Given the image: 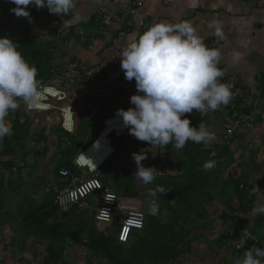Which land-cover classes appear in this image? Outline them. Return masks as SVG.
<instances>
[{"label": "trees", "instance_id": "1", "mask_svg": "<svg viewBox=\"0 0 264 264\" xmlns=\"http://www.w3.org/2000/svg\"><path fill=\"white\" fill-rule=\"evenodd\" d=\"M14 7L15 5L10 0H0V37L7 36L19 45L18 51L29 64L37 68V79L40 85L44 84L48 81L51 71L60 66L56 63L57 56L55 55L60 41L67 43L78 37L74 33V27H64L70 18V13L66 16H57L49 13L47 8L37 9L29 5L27 10L30 16L26 18L15 15L11 11ZM92 21L93 19L89 24L93 26ZM51 25L53 26L50 27ZM58 29H60L59 32H56ZM66 29L68 32L60 40L59 34ZM54 34H56L55 37ZM86 42L87 40L84 44ZM231 103L235 107L239 101L231 100ZM224 107L227 108L228 105ZM235 111L243 113L236 107ZM54 113L34 114L54 117L57 124L51 125L52 127L45 124L33 134H30L32 133L30 131L32 116L25 111L23 103H20V107L6 117L11 124L12 135L4 137L0 142V227L7 225L12 236L8 245H2L3 249L24 252V242L32 238L33 242L40 244V250L33 251L31 256L33 260L34 257L35 259L38 257L41 264H64L62 256L65 257L66 254L69 256V251L78 248L86 251L89 257L101 259L105 264H171L183 254L182 245L185 243L182 242L186 227L194 225L193 220H201L202 226L207 227L208 209L215 204L226 206L228 212L240 211L242 215H246L251 210L253 194L248 196L244 190H240L239 176L232 171H227L233 162L227 144L219 148H213L214 145L211 144L212 146L206 148L203 143L188 141L181 149H176L172 144L147 148L151 150L150 153H146L151 167L161 173V175L156 173L152 184L143 186L134 178L133 171L127 170L124 164L119 162L117 163L119 171L114 170L113 179L101 181L103 184L109 183L112 190L121 198H134L132 195L135 193L136 196H147L153 201L154 198L149 194L150 190L157 186L164 190L168 189L166 194L157 193L155 197V203L161 213L158 218L146 216L139 234L131 235L129 242L125 245L118 244L115 237L99 230L93 213L79 209L77 205H72L67 211L61 212L54 203L56 189L64 184L59 179V170L78 173L72 166L73 157L70 156L77 142V131L82 124L76 125L75 123L74 133L66 134L60 129L59 116ZM205 115L194 110L186 117L191 122L190 126L196 127L201 122L208 125V118ZM20 116L25 120L21 121ZM83 124L90 125L87 121H83ZM98 135L88 146L93 144ZM68 136L72 138V144H67ZM125 138L128 139L129 135ZM139 142L144 145L141 141ZM30 145H32L31 148H29ZM114 154L115 150L112 156ZM29 155L33 157L35 163V166H31L32 169L41 168L39 161L46 158L43 166L45 172L52 175L58 184L49 194L42 195L41 193V197L32 195L33 199L24 198L23 203L22 200H15V214H11L10 209L6 208L7 205L4 206L2 200L6 195L9 197L11 195V199L16 197L22 186L20 173L26 168V159ZM16 160H19L21 164H16ZM210 160H214L216 164L211 170L205 171L203 165ZM3 172L7 173L6 177ZM39 177L45 180L46 176ZM15 179L17 183H13ZM35 186L38 189L40 184ZM35 186L33 193L36 192ZM219 209L216 211L218 212ZM162 212L167 214L165 221L161 220ZM55 214H58V221L54 224H47L46 222ZM147 219L150 221L148 222ZM259 229L260 223L257 222L250 231L256 239L255 246L264 247V241H259L255 236L258 235ZM19 237L24 238L23 242H20L23 243L22 251L15 248L17 244H20ZM253 245L249 241L243 249H248ZM27 261L29 264L33 262L32 260ZM19 262L27 264L24 259L18 258L17 264ZM0 264L6 263L0 261Z\"/></svg>", "mask_w": 264, "mask_h": 264}, {"label": "crops", "instance_id": "2", "mask_svg": "<svg viewBox=\"0 0 264 264\" xmlns=\"http://www.w3.org/2000/svg\"><path fill=\"white\" fill-rule=\"evenodd\" d=\"M134 1L136 0H76V5L70 12V18L64 27L79 28L76 31L78 37L70 40L68 47L75 45L71 50H64L66 57L58 65L62 67L72 60L71 62L89 66H103L101 73L81 79L77 85L66 89L69 103L76 108V125L87 121V113L95 102V90H100L104 104L111 113L129 107V98L136 92L134 80L117 81L111 76V72L120 64L121 52L113 54V40L118 33H124L120 45L122 50L136 34L142 33L149 25L184 20L192 23L206 46L220 50L221 60L218 66L224 73L221 82L235 80L240 84L242 96L232 99L240 103L234 104L235 107L243 113L253 107L261 108L264 112V0H149L136 10L131 20L132 26H128L126 21ZM99 9H104L105 19H100ZM92 19L93 26L89 24ZM140 20L141 26L138 22ZM216 22L221 26L222 38L214 34ZM85 40L88 44H84ZM112 55L116 56L112 59ZM116 81L122 84L116 85ZM227 108L221 106L218 110L203 113L208 118L207 127L210 131L217 132L225 123L228 117ZM99 116L105 117L102 114ZM97 117L89 123L94 122ZM53 123L55 126L57 120ZM211 144L204 146L208 148ZM213 145V148H219ZM142 146L145 147L141 144L140 151ZM227 146L233 160L227 171L234 172L240 181L250 182L253 189L251 210L243 215V219L251 231L257 222L260 223L258 235L255 236L259 241H264V214L254 215L252 212L254 207L264 203V124L257 122L249 131L238 128ZM127 148L126 153L137 152L129 145ZM125 155L119 163L129 170L132 166L125 160ZM131 201L137 202L138 207L141 205L136 198L128 199V202ZM207 218V227L202 226L201 220L186 227L182 242L185 243L182 245L183 254L171 264H238L242 259L247 249L235 250L226 235L230 220L226 206L217 205L213 211L212 208L208 209ZM71 251L69 261L64 264L75 263L81 258V252L70 254Z\"/></svg>", "mask_w": 264, "mask_h": 264}, {"label": "clouds", "instance_id": "3", "mask_svg": "<svg viewBox=\"0 0 264 264\" xmlns=\"http://www.w3.org/2000/svg\"><path fill=\"white\" fill-rule=\"evenodd\" d=\"M10 2L15 5L11 11L26 18L30 16L29 5L47 8L57 16L68 15L76 5V0ZM214 27V34L222 38L219 22ZM18 46L7 36L0 37V142L12 135L6 117L20 107V101L27 110H32L42 105L44 96L37 68L26 61ZM119 58L125 79L135 81L136 92L129 98L132 107L116 111L131 135L161 147L172 144L176 149L183 148L188 141L209 144L216 139L204 122L190 126L185 114H192L194 110L200 113L218 110L229 105L234 93L229 84L221 82L224 73L218 66L220 50L206 46L191 22L149 25L126 44ZM80 158L87 159L81 153ZM145 158L140 153L133 154L137 166L133 176L143 186L152 184L158 172L154 167L141 164ZM215 164L214 160L207 161L203 169L211 170ZM256 191L259 192L257 188ZM163 192L159 186L149 191L154 198L152 213L158 209L157 193ZM252 212L264 214V203L254 207ZM238 264H264V247L251 246L244 251Z\"/></svg>", "mask_w": 264, "mask_h": 264}, {"label": "built area", "instance_id": "4", "mask_svg": "<svg viewBox=\"0 0 264 264\" xmlns=\"http://www.w3.org/2000/svg\"><path fill=\"white\" fill-rule=\"evenodd\" d=\"M149 0H136L133 2V8L130 10L127 25L132 26L131 20L135 15L136 10L143 7L145 2ZM98 15L100 19H105L104 9H99ZM142 20L138 21L139 26L142 25ZM124 36L123 32L117 34L113 40V54L121 52L120 45ZM116 56V55H115ZM112 55V59L115 57ZM103 71L101 64L97 65H84L79 62L67 63L59 69L51 71L48 81L41 84L44 96L42 105L39 108L27 110L25 105L24 109L28 113H51L55 112L60 118V128L66 133H72L74 131L73 115L75 113V106L72 103L67 102L66 89L71 86H75L80 82V79L90 78L92 75H97ZM111 76L117 81H128L125 79L124 72L120 67V64L111 72ZM231 86V91L234 93L233 99L240 98L241 88L235 80H229L223 82ZM95 102L87 113L86 120L88 122L93 121L98 115L103 114L105 118L102 121V131L109 130L107 135L109 152L106 157L97 165L94 169H91L88 163H84L80 158L81 154H86L89 149L98 141L96 140L89 148L79 152L72 161V166L78 171L77 174H73L66 170H59L58 175L63 181V185L55 192L54 203L61 212L67 211L72 205H77L79 209H88L93 211L94 221L96 224L102 225L106 228H113L115 224L117 232L115 239L118 244H127L130 240L133 231H140L144 225V219L146 216L158 218V209L155 213L151 212L152 202H147L145 207L139 205L136 208L130 207L129 204L120 196H118L109 183L103 184L98 180L96 174L99 167L114 153L112 147V139H120L126 137L128 134V128L125 127L121 121V118L117 115H112L110 109L104 104L102 94L98 90L94 91ZM245 101V100H244ZM228 117L225 120L217 132H214L216 139L211 142L217 147H222L227 144L236 134L238 128L251 130L255 123L259 122L264 124V112L261 108L253 107L249 109L247 113H238L235 111L233 105H228L227 108ZM208 115H210L208 113ZM149 147H156L158 145L149 144L142 141ZM154 159L156 157L154 156ZM86 171V175H81ZM157 175V174H156ZM161 175V173H158ZM240 190H244L248 196H252L253 189L247 180H242L239 185ZM154 190V188L152 189ZM93 196V209L89 207V204L85 200ZM136 206V205H135ZM229 222L227 225V238L231 246L235 250H240L251 241L256 244L255 237L251 234L248 225L243 219V215L240 211L228 212ZM264 223V219H263Z\"/></svg>", "mask_w": 264, "mask_h": 264}, {"label": "rangeland", "instance_id": "5", "mask_svg": "<svg viewBox=\"0 0 264 264\" xmlns=\"http://www.w3.org/2000/svg\"><path fill=\"white\" fill-rule=\"evenodd\" d=\"M53 25H51L50 27H52ZM62 28V27H60ZM49 30V28H48ZM60 29H58V31L56 32H59ZM79 28L77 29H74V33H76V31H78ZM50 31V30H49ZM47 31V32H49ZM68 32V30H67ZM50 34H53V33H50ZM56 34H54V37H55ZM66 35V31H63L62 33L59 34V39L61 40L64 36ZM53 36V35H52ZM77 36V34H76ZM51 37V36H49ZM72 41V40H71ZM69 42L67 43H63L62 40L60 41V43L58 44V49L56 50V56H57V59H56V63L57 64H62L63 63V60L64 58L66 57V54H65V49H68V50H71L73 45L75 44H72V47L69 48ZM63 53V54H62ZM62 54V57H60V55ZM65 63V62H64ZM61 68V66L59 67H56V69H59ZM116 85H120L122 84V82H117L116 81ZM124 84H129V85H133V83H124ZM94 91V90H93ZM100 92V90H98ZM94 94V93H93ZM95 95V94H94ZM68 97V96H67ZM68 100V99H67ZM130 101V100H129ZM20 103H23L22 101H20ZM24 104V103H23ZM130 104V103H129ZM127 108L129 107H132V105L130 104L129 107L126 106ZM127 108H123V109H127ZM43 114V113H42ZM56 116L57 113H54ZM112 115H116V113H111ZM30 116H32V125H31V128H30V131L32 133L30 134H33L34 132H37L40 130L41 127H43L45 124H47V126L49 125H54V121L56 120V118L54 117H49L47 115H34V114H30ZM103 116H99L97 117V119L90 123V125H87V124H81L80 126V129L77 131V135H76V139H77V142L75 143L74 145V149L72 151V155L70 156L71 158L73 157H76V155L81 152L85 147H87L89 144L92 143L93 139L99 134V132L101 131V129L103 128V124H102V121L105 117ZM20 120L23 121L25 120L22 116H20ZM61 129V128H60ZM129 135V138H125V137H122L120 139H112V147L114 148L115 150V154L108 159V161L104 164L103 167L99 168L98 170V173L96 174L97 178L101 181H111V179H113V175H114V170H118V167H117V163L123 159V155H125V160H128L129 161V166H132V168H130L129 170H132L133 171V174L136 172L137 170V166H136V163L133 159V154L136 153H140L141 155H145L146 158L144 160L141 161V164L145 167H151L152 165L151 162H150V159L149 157H147V154L146 153H150L151 150L147 149L149 147H141V150L140 151V146H141V143L138 142L136 140V138L131 135L128 131V134H127V137ZM68 143L67 144H72L73 141L72 138L70 136H68ZM128 142V143H127ZM55 144V141L54 143L52 144L54 146ZM128 145L129 147L131 146L132 147V150L134 151H137V152H127L126 151L128 150ZM32 145H30L29 148H31ZM68 147V146H67ZM28 150V149H27ZM29 152L31 150H28ZM46 159V158H45ZM44 158H42L40 161H39V166L41 168H34L32 169L31 166H35V163L33 162V157L31 155H29L26 159V168L23 169L20 173V177H21V180H22V186L19 188V191L16 195L15 198H12L11 199V195L9 197V195H6L2 202L4 204V206L6 207L7 205V209L9 210L10 209V212L11 214H15L14 213V205H15V200L19 199L20 201L22 200V203L25 201L24 198H32V195L35 196V197H41L42 195H45V194H49L50 191H53L54 187L57 186V180L54 179V177L49 174H46L45 172V169H44V164L46 162ZM134 163V164H133ZM16 164H21L19 162V160H16ZM34 164V165H33ZM117 168V169H116ZM4 176L6 177L7 176V173L6 172H3ZM81 175H86V172H82L80 173ZM42 175H45V180L44 179H41V177L39 176H42ZM59 180V179H58ZM13 183H17V180H13ZM38 183L40 184L39 188L37 189V186L35 185H38ZM35 186V190L36 192L33 193V187ZM43 188V190H41ZM57 190V189H56ZM56 192V191H55ZM135 192V190H134ZM42 193V195H41ZM134 195H132V197L136 198L137 200L140 201L141 203V206L142 207H145V204L147 202H150L151 199H149L147 196H142V195H138L136 196L135 193H133ZM41 195V196H40ZM34 198V197H33ZM32 198V199H33ZM93 196L87 198L85 200V202H87L89 204V207L93 209ZM124 199L126 202L125 205L129 204L130 207L134 206L135 208L138 206V203L137 202H134V201H131V202H128V199H132L133 198H122ZM36 201V199H34ZM136 205V206H135ZM217 208V205L215 204V206L212 207V211L213 209H216ZM85 211H87L88 213H93V211L91 210H88V209H85ZM86 212V213H87ZM189 213V212H188ZM160 211H159V215H160ZM189 214H187L188 216ZM4 218V217H3ZM190 218L193 219V216L190 215ZM161 220L162 221H165L167 220V214L165 212H162V216H161ZM147 221L149 222L150 220L147 219ZM188 222H190V220H188ZM197 223V220H193V223ZM10 224V223H9ZM96 226L99 228V230H103V233L106 234V235H109L111 237H115V234L117 232V228L115 227V224L112 226L113 228H106L102 225H99V224H96ZM106 228V229H105ZM136 234H139V231H133L132 232V236L133 235H136ZM12 236V233L9 229V227L7 225H3L0 227V261H3L5 262L6 264H17L18 262V258L20 259H24L26 260L27 264H29V262L27 260H32V264H36L39 262V259L37 257V259H35L36 257H34V260L32 258V252L33 251H36L38 252L40 250V244L39 243H35L33 242L31 239L32 238H28V240L26 242L23 243H20V242H23L24 238L23 237H19L18 238V241L20 244H17L16 245V249L19 250V251H22V244L25 245L24 246V252H17L15 250H7V249H3L2 248V245L6 246L8 245V242H9V239L10 237ZM226 240V239H225ZM26 243V244H25ZM28 246V247H27ZM76 252H81L80 254H82L81 258L76 261L75 263H72V264H105L104 261H101V259H98V258H93V257H89L87 255V252L80 249V250H74L70 252L71 253H76ZM74 256V255H73ZM69 256L66 254L65 257L64 255L62 256V260L64 261V263L68 262L69 260H67ZM79 257V255H78ZM89 258V260H88ZM19 264H25L24 262L20 263ZM39 264V263H38Z\"/></svg>", "mask_w": 264, "mask_h": 264}, {"label": "bare ground", "instance_id": "6", "mask_svg": "<svg viewBox=\"0 0 264 264\" xmlns=\"http://www.w3.org/2000/svg\"><path fill=\"white\" fill-rule=\"evenodd\" d=\"M69 63H72V62H69ZM67 64V63H66ZM65 64V65H66ZM64 66V65H63ZM90 77H94V75L90 76ZM88 79V78H87ZM81 81V79H80ZM248 112V111H247ZM246 112V113H247ZM28 113V112H27ZM29 114H41V113H29ZM241 114V113H240ZM101 115V114H100ZM103 115V114H102ZM99 116V115H98ZM105 116V115H104ZM73 122H74V115H73ZM74 131H75V123H74ZM74 131L72 133H66V134H73ZM129 131V130H128ZM109 134V130H105L104 132L101 131L99 132V135L98 137L100 136V138L98 139V141L96 142V140L93 142L95 143L90 149L89 151L84 154L85 158L87 159H82L85 160L84 163H88L91 167V169H94L97 165L100 164V162L106 157L107 153L109 152V148L107 147V144H108V138H107V135ZM140 141V140H139ZM142 142V141H141ZM143 143V142H142ZM229 143V141L227 142V144ZM145 146H147L145 143H143ZM226 145V144H225ZM91 146V145H90ZM89 146V147H90ZM88 147V148H89ZM149 147V146H147ZM149 148H153V147H149ZM86 150V149H85ZM92 161V162H91ZM93 163V164H92ZM95 166V167H94ZM102 166V165H101ZM100 166V167H101ZM99 167V168H100ZM99 170V169H98ZM77 171V170H76ZM78 172V171H77ZM84 172V170H83ZM86 172V171H85ZM160 173V172H158ZM59 176V175H58ZM59 179L61 180V178L59 177ZM99 180V179H98ZM101 181V180H99ZM59 189V188H58ZM168 192V189H165L163 193H161L162 195L166 194ZM158 215H159V207H158Z\"/></svg>", "mask_w": 264, "mask_h": 264}, {"label": "water", "instance_id": "7", "mask_svg": "<svg viewBox=\"0 0 264 264\" xmlns=\"http://www.w3.org/2000/svg\"><path fill=\"white\" fill-rule=\"evenodd\" d=\"M58 221V214L53 215L46 223L47 224H54Z\"/></svg>", "mask_w": 264, "mask_h": 264}]
</instances>
